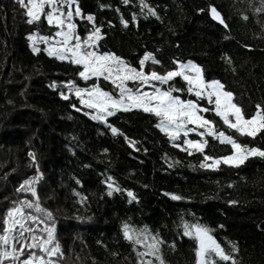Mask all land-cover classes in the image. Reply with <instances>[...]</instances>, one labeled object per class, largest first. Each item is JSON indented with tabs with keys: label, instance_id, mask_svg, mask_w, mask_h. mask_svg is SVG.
<instances>
[{
	"label": "trees",
	"instance_id": "1",
	"mask_svg": "<svg viewBox=\"0 0 264 264\" xmlns=\"http://www.w3.org/2000/svg\"><path fill=\"white\" fill-rule=\"evenodd\" d=\"M145 4L75 0L83 17L76 19L77 32L86 37L94 23L103 37L99 51L114 53L138 69L146 54L160 61L155 64L160 74L175 69L176 62L195 63L206 81H220L224 91L233 93L246 118L257 105L264 108V0ZM149 8L155 15L148 14ZM25 13L16 0H0V234L9 209L24 200L36 202L18 189L37 178L33 186L39 206L52 214L59 246L53 264H160L153 255H141L150 241L138 245L125 238V224L134 235L147 229L163 241V264H197V242L183 234L185 224L210 229L217 243L232 252L235 264H264V157H248L239 167L205 169L199 167L204 154L190 150L189 155L175 146L180 141L157 128L158 119L151 114L118 111L105 124L91 119L84 108L77 111V99L71 94L65 100L59 93H67L68 84L82 86L81 67L49 56L43 48L34 52L29 36L56 28L44 16L30 24ZM89 15L93 22L86 19ZM170 83L186 87L179 77ZM174 94L196 99L186 92ZM204 115L219 121L212 112ZM227 133L242 145L264 150V131L255 138L232 129ZM205 152L224 157L230 146L210 137ZM113 181L123 191L109 195L107 184ZM28 255L26 247L19 261ZM19 261L4 259L2 264Z\"/></svg>",
	"mask_w": 264,
	"mask_h": 264
},
{
	"label": "snow or ice",
	"instance_id": "2",
	"mask_svg": "<svg viewBox=\"0 0 264 264\" xmlns=\"http://www.w3.org/2000/svg\"><path fill=\"white\" fill-rule=\"evenodd\" d=\"M17 3L26 9V16L29 17L28 23L38 22L42 16L46 18L49 26L57 30L52 36L40 37V42L48 45L47 53L59 60H67L78 66H82L79 72L81 79L87 83L89 80H95L91 87H77L75 84H68V92L59 94L65 100L69 99L71 94L80 101L81 108L77 111L87 108L92 110L86 113L93 120H99L107 124V118L113 116L118 111L139 110L151 114L158 119L157 128L164 132L171 141H179L184 138L183 145L175 144L181 147V150H187L188 154L192 152L189 149H195L203 153V162L199 167L219 170L221 164L239 167L249 156L258 155L264 157V150L256 147L242 145L236 138L226 136L223 131L217 132L215 121L208 119L202 113L212 112L219 117L223 124L229 129L234 130L241 136L255 138V136L264 131V108L256 106V111L246 118L243 109L233 103V93L224 91V85L217 80L206 81L203 76V70L198 65L187 62H176L177 67L160 74L155 70L145 72L146 62L151 59L152 63L159 64L151 54H147L139 61V69L130 65L126 60L110 52L99 51V40L102 39L101 28L95 26L90 30L86 37H81L77 32V25L74 22V14L82 17L78 6L73 8L75 0H16ZM128 4L130 0H123ZM142 8L147 7L145 0H140ZM47 6L48 11L45 12ZM67 7V11L64 8ZM211 11L216 13L213 7ZM148 14L155 15L152 9H148ZM86 19L93 22V16L89 15ZM135 19V16H133ZM222 24L223 20L220 21ZM122 23L127 26V22L122 19ZM59 38V39H56ZM33 41V51L39 52L41 49L35 46L37 37L29 36ZM179 77L186 87L181 88L170 83ZM109 81L116 89L115 93L101 88L100 79ZM134 87H129V83ZM155 82V83H154ZM158 85H168L162 88ZM144 87H151V92L144 91ZM187 93L196 99H182L180 95L174 93ZM206 100L212 107L201 106L200 101ZM75 107V105H73ZM191 125L192 127H189ZM110 131L116 135L118 130L108 125ZM203 131H200V130ZM195 134L198 139H190L189 136ZM212 137L221 144L230 146V154L224 157H213L205 152L208 140L204 137ZM211 161V163H208ZM37 178L25 181L19 191L28 192L32 197H36V202L24 200L19 206L9 209L3 219L2 233L0 234V264L4 259L13 262L19 261V257L24 254L25 248L29 250L26 259L19 261V264H53L52 256L58 254L59 246L55 243V226L52 214L44 213L39 206L38 195L33 186ZM111 181V177H109ZM107 187L112 192L123 191L114 181L109 182ZM131 200H135V195L127 192ZM174 200L182 199L179 195H172ZM35 213H44V216L33 215ZM46 216V219H45ZM48 222H51L49 224ZM43 224L41 229L39 225ZM184 235L194 239L196 243L195 255L197 264H220L221 261H232L235 264L232 252H226L219 243L210 235V229L199 224H185ZM123 233L126 239L141 244L145 243L146 252L141 255H153L156 259L163 260L159 255L160 245L163 243L157 236L150 235L147 229L142 233L133 234L129 225L123 226ZM38 231L46 233L45 236H38ZM27 234V235H26ZM19 245V247H17ZM35 249H39L44 255H38ZM45 256L48 259H45ZM218 258V259H217ZM147 264H152L148 261Z\"/></svg>",
	"mask_w": 264,
	"mask_h": 264
},
{
	"label": "rangeland",
	"instance_id": "3",
	"mask_svg": "<svg viewBox=\"0 0 264 264\" xmlns=\"http://www.w3.org/2000/svg\"><path fill=\"white\" fill-rule=\"evenodd\" d=\"M76 6H75V4L73 5V8H75ZM68 9H67V7H65L64 8V11L66 12ZM48 11V8H47V6L45 7V12H47ZM79 17H77V16H75V14H74V22H76V19H78ZM55 28V27H54ZM57 29H55V31H56ZM54 30H52L51 32V34H42V33H40V34H37L36 36H34V37H37V40H36V43H35V46L36 47H38V48H43L46 52H47V47H48V45H46L45 43H42V42H40V37H43V36H52L53 34H54V32H55ZM43 33H45V32H43ZM56 39H59V38H56ZM31 44H32V46H34L33 45V41H31ZM147 55V54H146ZM187 63V62H186ZM193 63V62H192ZM195 64V63H194ZM81 67V69H82V66H80ZM176 67H177V64H176ZM83 70V69H82ZM151 70H155V64L154 63H152V61H151V59L149 60V61H147L146 62V65H145V68H144V71L145 72H149V71H151ZM165 74V73H164ZM94 83H96V81L95 80H89L87 83H85L83 80H82V86L81 87H91ZM155 83V82H154ZM99 84H100V86H101V88H103L104 90H106V91H109V92H112V93H115V91H116V89L113 87V85L109 82V81H105V80H103L102 78L100 79V81H99ZM158 86H160V87H162L163 88V86L164 85H158ZM78 87V86H77ZM129 87H134V85L133 84H131V82L129 83ZM153 89L151 88V87H144V91H146V92H151ZM74 97H75V95L74 94H72ZM76 98V97H75ZM77 99V98H76ZM77 101H78V103H79V105L81 106V103H80V101L77 99ZM203 101V103H204V107H212L211 105H208L207 104V101L206 100H202ZM233 102V101H232ZM234 103V102H233ZM86 111H87V113H89V112H91L92 110H89V109H87V108H84ZM202 115H204V113H202ZM219 118V117H218ZM213 121H215V120H213ZM189 127H192L191 125H189ZM215 129H216V131L217 132H219V131H223L224 133H225V135L226 136H229L228 135V133H227V131L229 130V128L226 126V125H224L223 124V121L219 118V121H215ZM200 131H203L202 129L200 130ZM189 138L190 139H193V140H195V139H198V137L195 135V134H191L190 136H189ZM210 137H204V139H209ZM212 138V137H211ZM183 140H184V138L183 137H181V140H179L180 141V143H181V145H183ZM189 150H195V149H189ZM196 151V150H195ZM255 156H257V155H255ZM249 157H253V156H249ZM208 163H211V161H208ZM221 165H224V164H221ZM220 165V166H221ZM219 166V167H220ZM226 166H228V165H226Z\"/></svg>",
	"mask_w": 264,
	"mask_h": 264
}]
</instances>
